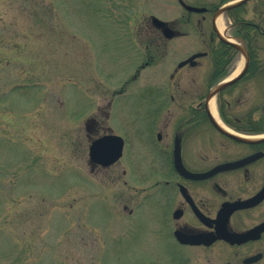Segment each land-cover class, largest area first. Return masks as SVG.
Segmentation results:
<instances>
[{
	"label": "rangeland",
	"instance_id": "obj_1",
	"mask_svg": "<svg viewBox=\"0 0 264 264\" xmlns=\"http://www.w3.org/2000/svg\"><path fill=\"white\" fill-rule=\"evenodd\" d=\"M254 3L243 9L247 18ZM184 14L176 0H0V264H174L143 194L128 214L120 186L90 173L74 141L84 139V122L97 109L110 112L116 133L139 125L138 101L117 97L107 109L110 93L143 61L131 38L155 29L151 17L169 22ZM206 17L199 25L200 15L190 14L187 35L169 42L157 63L173 68L204 50L196 37L206 43L212 33ZM221 18L232 38L229 13ZM241 62L236 53L222 79ZM199 63L194 86L205 95L222 79L207 85L210 59ZM148 80L145 70L137 83ZM242 83L224 95L238 112L260 90V80ZM215 103L218 112V97ZM136 157L147 172V155L140 149ZM185 254L187 264L199 261L195 252Z\"/></svg>",
	"mask_w": 264,
	"mask_h": 264
},
{
	"label": "flooded vegetation",
	"instance_id": "obj_2",
	"mask_svg": "<svg viewBox=\"0 0 264 264\" xmlns=\"http://www.w3.org/2000/svg\"><path fill=\"white\" fill-rule=\"evenodd\" d=\"M176 1L186 14L166 21L172 31L170 38L156 28L142 32L141 37L140 32L132 36L133 43L142 47L143 61L110 93L107 102L109 109L117 97L128 96L138 101L143 109L135 116L139 125L116 133L108 126L110 112L101 110L98 115L97 109L84 122V139L77 138L74 145L85 153L90 173H100L106 184L120 186L118 200L128 214L134 208L129 205L143 194L171 263L187 264L185 251L191 250L199 259L194 260L196 264H264V140L243 143L215 128L205 110L206 94L194 86L198 71H202L199 60L209 58L211 62L213 47L220 41L213 31V14L224 2L235 0ZM252 1L232 9V34L264 36V0H254L253 17L247 18L243 12ZM186 6L203 11H188ZM190 14L200 15L196 20L199 25L206 22V16L210 18L212 33L206 43L196 37L205 49L181 58L173 68L167 63L158 64V57L162 59L169 49L167 44L187 35L182 26L193 22ZM232 38L243 41L240 36ZM200 52L204 55L194 63L179 66ZM145 70L150 74L149 83L138 85ZM217 115L223 123L219 112ZM227 128L236 132L233 127ZM106 135H115L122 141L120 157L108 166L90 156L92 143ZM140 149L148 157V170L143 173L136 157ZM141 183L147 184L141 187ZM223 205H229L225 229L230 240L217 237ZM176 234L198 235L203 240L198 244L181 243Z\"/></svg>",
	"mask_w": 264,
	"mask_h": 264
},
{
	"label": "water",
	"instance_id": "obj_3",
	"mask_svg": "<svg viewBox=\"0 0 264 264\" xmlns=\"http://www.w3.org/2000/svg\"><path fill=\"white\" fill-rule=\"evenodd\" d=\"M246 1L247 0H238L235 2H228L222 5L221 7L217 8L213 14V18H212L213 19V31L215 32L216 36L221 42L230 45L238 52V54L243 59V65L241 69L239 70V72L234 77L232 78L227 77L226 79H223L222 81L214 85L212 88H210L205 95L204 104H205V110H206L207 116L211 124L215 128L219 129L221 132L227 134L228 136H231L232 138H234L235 140L239 142L255 143V142L264 140V137L262 139L260 138V139L254 140L252 138H249L248 136H242L240 134L228 131L222 126H220V124L216 120L213 119V117L211 116V114L209 113L207 109V104L212 98H215L218 93L225 90L229 86L237 83L245 75L247 71L248 63H249V55H248V52L246 50V47L243 41L239 38H232L234 39L235 42L229 41L228 39L224 38L218 33V31L216 30L215 24H214L215 19L218 16H221L225 12L242 5ZM185 8L188 11H194V12L203 11L202 8H196V7H190V6H186ZM150 20H151V24L153 25V27H155L156 29H160L166 38H170L172 36V31L170 28L167 27L166 22L161 21L155 17H151ZM202 55H204V53L202 52L193 54L190 57H188L186 60L181 62L179 66L186 64V63H194V60ZM121 150H122L121 139L115 135H106V136H103L97 139L96 141L92 143L90 147V156L92 159H96L97 161H100L103 165L108 166L118 160V158L121 155ZM176 164H179V162ZM228 214H229V205H223L221 213L219 214L221 218L220 219L221 225H220V229L217 231V237L224 238L226 240H230L231 238V235L225 229V221L228 217ZM176 237L178 241H180L181 243H188V244H198L200 241L203 240V237L198 236V235L197 236H186L183 234H176Z\"/></svg>",
	"mask_w": 264,
	"mask_h": 264
},
{
	"label": "trees",
	"instance_id": "obj_4",
	"mask_svg": "<svg viewBox=\"0 0 264 264\" xmlns=\"http://www.w3.org/2000/svg\"><path fill=\"white\" fill-rule=\"evenodd\" d=\"M227 13L232 18V10ZM244 30L248 31L247 29ZM232 35L240 36L245 42L249 54V64L245 75L237 83L217 95L218 112L224 123L237 131L245 133L264 132V36L247 37L241 35L240 32ZM236 53V50L230 45L221 41L216 43L211 53L210 84L226 76L228 66L234 60ZM249 80H260L259 95L251 99L250 105L243 112L235 111L230 99L224 95H229L233 86Z\"/></svg>",
	"mask_w": 264,
	"mask_h": 264
},
{
	"label": "bare ground",
	"instance_id": "obj_5",
	"mask_svg": "<svg viewBox=\"0 0 264 264\" xmlns=\"http://www.w3.org/2000/svg\"><path fill=\"white\" fill-rule=\"evenodd\" d=\"M215 27H216V30L218 31V33L221 36H223L224 38L228 39L229 41L235 42L234 39H232L231 37L227 36V34L225 32L226 26H225V23H224L223 19L221 18V16H218L215 19ZM242 65H243V59H242V62L236 68V70L228 78L234 77L239 72V70L241 69ZM207 109H208L209 113L211 114V116L213 117V119L216 120L220 124V126H222L223 128H225L223 126V124L218 120L215 98H212L208 102Z\"/></svg>",
	"mask_w": 264,
	"mask_h": 264
}]
</instances>
